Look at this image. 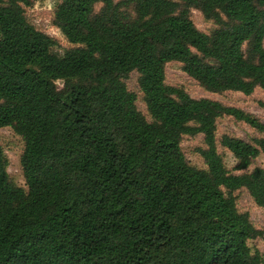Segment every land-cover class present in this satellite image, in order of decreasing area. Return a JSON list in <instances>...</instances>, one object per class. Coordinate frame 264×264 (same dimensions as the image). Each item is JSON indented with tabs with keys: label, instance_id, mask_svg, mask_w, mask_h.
I'll return each mask as SVG.
<instances>
[{
	"label": "trees",
	"instance_id": "16d2710c",
	"mask_svg": "<svg viewBox=\"0 0 264 264\" xmlns=\"http://www.w3.org/2000/svg\"><path fill=\"white\" fill-rule=\"evenodd\" d=\"M30 0H0V129L24 143L27 189L15 186L0 145V264H264V238L234 192L264 209V138L224 136L229 116L264 122L166 83V66L212 93L264 90V0H60L57 41L26 16ZM217 27L197 28L192 10ZM138 85L151 117L137 107ZM63 81L59 87L57 82ZM203 136L207 169L188 163L185 136Z\"/></svg>",
	"mask_w": 264,
	"mask_h": 264
},
{
	"label": "rangeland",
	"instance_id": "374dc122",
	"mask_svg": "<svg viewBox=\"0 0 264 264\" xmlns=\"http://www.w3.org/2000/svg\"><path fill=\"white\" fill-rule=\"evenodd\" d=\"M31 6H25L28 21L38 30L48 34L57 41V45L52 51L58 55L72 48L67 38L62 34L59 28L54 24V17L60 0H30ZM192 20L198 29L205 33L212 32L217 25L212 20L206 19L200 11L192 10ZM166 83L172 86L184 88L191 97L195 99L209 98L222 102L227 106H233L251 113L253 116L264 122V90L257 89L252 95H244L240 92L227 91L224 93H212L204 89L196 80L189 77L182 69V64L172 62L166 66ZM59 87L63 86V81L57 82ZM129 90L135 92L138 96L137 107L149 119L151 117L147 111L143 94L138 85V74L136 72L130 75L127 80ZM217 139L218 152L223 157L227 169L234 174H240L236 167L238 160L221 144L224 136H231L252 143L255 139L264 138V133L259 132L245 122L236 120L232 117H221L217 121ZM0 145L7 163V172L12 183L23 189H27L21 168V155L24 149L22 138L17 135L12 128L0 129ZM205 146L203 136L196 137L185 136L182 143V149L185 157L192 166L199 169H207L203 158L199 154V149ZM255 167H264V155L256 158L247 172ZM239 212H247L254 226L264 231V209L259 207L246 189H240L234 192ZM253 253L260 252L264 254V238H258L248 242Z\"/></svg>",
	"mask_w": 264,
	"mask_h": 264
}]
</instances>
